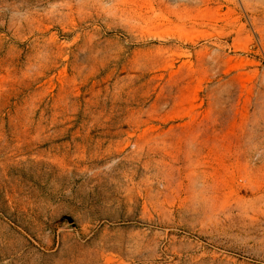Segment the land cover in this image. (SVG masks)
Here are the masks:
<instances>
[{
    "label": "rangeland",
    "instance_id": "1",
    "mask_svg": "<svg viewBox=\"0 0 264 264\" xmlns=\"http://www.w3.org/2000/svg\"><path fill=\"white\" fill-rule=\"evenodd\" d=\"M0 264H264V0H0Z\"/></svg>",
    "mask_w": 264,
    "mask_h": 264
}]
</instances>
